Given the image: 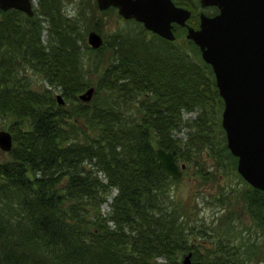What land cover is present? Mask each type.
Listing matches in <instances>:
<instances>
[{"label":"trees","instance_id":"16d2710c","mask_svg":"<svg viewBox=\"0 0 264 264\" xmlns=\"http://www.w3.org/2000/svg\"><path fill=\"white\" fill-rule=\"evenodd\" d=\"M174 1L195 11L193 0ZM62 8L37 0L31 15L0 9V129L12 136L0 157V264H183L190 249L199 264L264 259V189L240 177L244 187L232 193L260 239L241 237L229 205L211 231L192 240L187 205L170 189L182 174L169 175L155 156L158 146L175 149L202 180L219 173L205 171L200 151L215 169L235 157L211 65L190 38L182 36L195 54L175 42L186 28L175 23L168 39L130 18L133 31L103 33L93 47L80 21L86 10L71 23ZM22 61L42 76L36 84L17 73ZM89 86L84 101L79 93ZM228 194L216 197L229 203Z\"/></svg>","mask_w":264,"mask_h":264},{"label":"water","instance_id":"95a60500","mask_svg":"<svg viewBox=\"0 0 264 264\" xmlns=\"http://www.w3.org/2000/svg\"><path fill=\"white\" fill-rule=\"evenodd\" d=\"M201 6L215 5L217 12H199L198 26L187 22L190 9L173 0H96L99 8L116 6L124 18L141 21L147 29L174 39V23L186 27L185 35L200 49L201 57L210 63L218 92L223 99L221 124L226 144L237 156L236 169L251 185L264 189V0H199ZM0 7L33 13L30 0H0ZM96 30L87 34V42L101 45ZM89 86L79 97L91 99ZM63 102L60 94L56 95ZM11 133L0 129V148L10 149ZM175 149L158 146L155 156L163 170L179 177L184 162H178ZM183 264H199L191 251L182 254Z\"/></svg>","mask_w":264,"mask_h":264},{"label":"rangeland","instance_id":"374dc122","mask_svg":"<svg viewBox=\"0 0 264 264\" xmlns=\"http://www.w3.org/2000/svg\"><path fill=\"white\" fill-rule=\"evenodd\" d=\"M59 4L62 5V9H64V12L67 13V17L71 19V23L77 18L78 14V9L83 8L82 10H86V14H84L86 17H84V20H80L83 25H81L84 29V35L85 39L87 37V34L90 30L94 29L95 27H98L96 20L97 21H102L103 25L101 28V35H104L103 33H111L115 29H122L124 31H133V22L130 21L131 19H126L123 16H121L117 10L116 7L113 6L110 7V11L105 13L103 10L100 9L97 6L96 0H57ZM194 3H192L191 7L195 10L192 12L193 17L195 19L190 18L189 21L193 24H197L199 17L198 13L200 10H204V12H212L214 11L213 7L211 6H205L201 7L199 0H193ZM34 6L37 4V0H33ZM108 9V8H106ZM196 21V23H194ZM77 22V20H75ZM80 26V25H79ZM89 26V28L87 27ZM92 26V28H90ZM131 28H130V27ZM184 28H186L183 25ZM182 27V28H183ZM179 28V27H177ZM48 29V27H47ZM177 30V29H176ZM97 31V30H96ZM47 30H46V25H44V28L42 30V38L46 39L47 38ZM184 34L178 35L177 40L175 42H178L182 46H186V48L189 50V52H193V54L197 53L199 50L198 48L195 47H190L188 44L190 43H185V40L183 39ZM183 36V37H182ZM87 42V39H86ZM192 45V44H191ZM193 46V45H192ZM185 48V47H184ZM190 52V53H191ZM24 60V59H23ZM24 61L19 62V64L15 65L17 67L16 71L19 74H23V76L28 77V80H30L29 84L33 83L36 84L42 77L37 71H34V66L31 64H23ZM26 74V75H25ZM219 107V106H218ZM220 109V117H221V110ZM196 111H191L189 113L195 114ZM221 120V119H220ZM221 122V121H220ZM2 122H0V125ZM218 129V128H217ZM179 135L184 138L183 132H179ZM207 154L206 149H203L200 151L199 155V160H201L202 156L204 155L206 162L208 164V169L205 171H211L212 172H217L219 173V177L216 180L213 176H207L206 180H202L203 174L201 175V172L195 171L194 168L199 167H194L193 164L189 163L183 170L182 175L180 176V179L176 183H172L171 185V193L173 197H178L180 200L182 199L186 203V207L188 208V213H189V224L190 226H193V235H190V239L193 240V236L197 235L199 238H202L203 236L200 232H206L208 233L211 231L212 226H215L218 220V217L220 216V213H223L224 211H227V207H232V210H235V218L234 220L231 219V223L236 224L237 230L241 234V237L243 238L244 236L249 237V238H254L257 237L255 231L253 230L252 227V220L250 218L249 211L245 209V204L241 199H237L235 195L229 196L228 200L229 203H226L223 201H220V198H217L216 196L223 194L224 196L227 197V194L229 190H239L242 187H244V181L240 178V175L237 173L235 169V164H236V158L234 157L230 159L228 156H226V159H224L223 165H220L219 168L215 169L214 168V163L211 161L210 157ZM202 155V156H201ZM6 154L3 153V150L0 148V157H5ZM201 157V158H200ZM234 161L235 163H232ZM99 175L101 176L102 173L99 172ZM234 188V189H233ZM116 189L114 188L111 192L114 193ZM227 193V194H225ZM111 196V195H110ZM109 199V198H108ZM109 201V200H108ZM107 202H103L101 204V208L103 210H107L109 208ZM223 203V205L221 204ZM226 205L224 208L223 206ZM259 235V234H258ZM205 236H208L206 234ZM239 234L238 232L236 233V237H238ZM257 239H260V237H257ZM189 251L192 252L190 249ZM187 250H184L181 253L182 254L186 253ZM180 255V254H179ZM191 258L193 260H197L194 258V256L191 253ZM253 264H264V259H258L257 261H253Z\"/></svg>","mask_w":264,"mask_h":264},{"label":"flooded vegetation","instance_id":"af4514ba","mask_svg":"<svg viewBox=\"0 0 264 264\" xmlns=\"http://www.w3.org/2000/svg\"><path fill=\"white\" fill-rule=\"evenodd\" d=\"M12 8H13V7H10V8H6V9H4V8L0 7L1 10H9V9H12ZM0 17H1V16H0ZM243 180H244V179H243ZM244 181H245V180H244ZM245 182L247 183V185H249V187H250V186H252L253 188L255 187V186L251 185L250 183H248L247 181H245ZM255 188H258V187H255ZM258 189H262V188H258ZM233 192H235V190H231V193H230V195L228 194V197H229V196H233V194H232ZM231 194H232V195H231ZM232 212L236 213L234 209L232 210Z\"/></svg>","mask_w":264,"mask_h":264}]
</instances>
